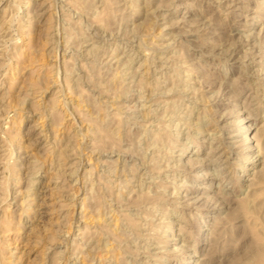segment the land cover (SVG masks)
I'll list each match as a JSON object with an SVG mask.
<instances>
[{
  "label": "rangeland",
  "instance_id": "374dc122",
  "mask_svg": "<svg viewBox=\"0 0 264 264\" xmlns=\"http://www.w3.org/2000/svg\"><path fill=\"white\" fill-rule=\"evenodd\" d=\"M0 165V264H264V0H0Z\"/></svg>",
  "mask_w": 264,
  "mask_h": 264
},
{
  "label": "bare ground",
  "instance_id": "6f19581e",
  "mask_svg": "<svg viewBox=\"0 0 264 264\" xmlns=\"http://www.w3.org/2000/svg\"><path fill=\"white\" fill-rule=\"evenodd\" d=\"M82 3V2H81ZM97 15V14H96ZM183 19V18H182ZM107 36V35H106ZM245 37V36H244ZM93 42V41H92ZM170 43V42H169ZM168 43V44H169ZM94 48H96V47H94ZM165 48H166V46H165ZM88 49V48H87ZM91 50V49H90ZM94 50V49H93ZM87 52V51H86ZM94 53V52H93ZM145 56V55H144ZM144 59V58H143ZM153 59H154V57H153ZM164 60V59H163ZM129 61V60H128ZM166 61H167V58H166ZM170 61V60H169ZM179 63V62H178ZM124 64V63H123ZM125 64H126V62H125ZM150 64V63H149ZM169 64V63H168ZM129 65V64H128ZM124 67V66H123ZM173 68H174V65L172 66ZM171 67V68H172ZM161 68V67H160ZM172 68V69H173ZM100 69V68H99ZM147 69V68H146ZM147 71H148V69H147ZM171 71V70H170ZM101 72V71H100ZM145 72V71H144ZM150 73V72H149ZM85 78V77H84ZM78 79V78H77ZM111 79V78H110ZM183 79V78H182ZM191 79V78H190ZM142 80V79H141ZM156 80V79H155ZM188 80V79H187ZM89 81V80H88ZM144 81V80H143ZM151 81V80H150ZM164 81V80H163ZM168 81V80H167ZM172 81V80H171ZM185 81V80H184ZM132 82V81H131ZM149 82V81H148ZM147 82V83H148ZM186 82V81H185ZM159 83V82H158ZM173 83H175V82H173ZM156 84V83H155ZM90 85V84H89ZM185 85V84H184ZM142 86V85H141ZM150 86V85H149ZM154 86V85H153ZM159 86V85H158ZM157 86V87H158ZM188 86V85H187ZM105 87V86H104ZM121 86H119V88H120ZM129 87V86H128ZM148 87V86H147ZM175 87H176V85H175ZM219 87V86H218ZM115 88V87H114ZM122 88V87H121ZM125 88V87H124ZM172 88V91L174 90L173 88L174 87H171ZM171 88H170V90H171ZM143 89V88H142ZM121 90V89H120ZM130 90V89H129ZM150 90V89H149ZM178 90H180V89H178ZM97 91V90H96ZM162 91V90H161ZM168 91V90H167ZM185 91V90H184ZM196 91V90H195ZM262 91V90H261ZM174 92V91H173ZM189 92V91H188ZM158 93V92H157ZM151 94V93H150ZM83 96V95H82ZM190 97V96H189ZM115 98V97H114ZM173 98V97H172ZM194 98V97H193ZM139 99H140V97H139ZM166 99V98H165ZM197 100V99H196ZM195 100V101H196ZM176 101V100H175ZM171 102L172 101H170V104H171ZM179 102V101H178ZM207 102V101H206ZM157 103V102H156ZM208 103V102H207ZM164 104V103H163ZM165 104H166V102H165ZM179 104V103H178ZM156 105V104H155ZM175 105V104H174ZM168 108V107H167ZM165 109V108H164ZM174 109V108H173ZM172 109V110H173ZM244 109V108H243ZM149 110V109H148ZM151 110V109H150ZM189 110V109H188ZM164 111V110H163ZM175 111V110H174ZM155 112V111H154ZM49 113V112H48ZM193 113V112H192ZM232 113H234V112H232ZM238 113V112H237ZM147 114H149V113H147ZM146 114V115H147ZM164 114V113H163ZM143 115V114H142ZM184 115V114H183ZM204 115V114H203ZM236 115V114H235ZM148 116V115H147ZM154 116V115H153ZM152 116V117H153ZM172 116V115H171ZM170 116V117H171ZM145 117V116H144ZM167 117H169V115L167 116ZM161 118V117H160ZM165 118V117H164ZM172 118V117H171ZM186 119V118H185ZM236 119H237V123H236V128H234V129H236L237 130V133L238 134H241L244 138H243V140L246 142V144H247V146H246V149L248 148L250 151H249V154L251 155V156H253V154L254 153H257V154H259L260 152V150H257L256 152H255V147H254V145H252L251 144V142H254V139H251L250 138V136H249V133L251 132V131H255V132H257L258 130H257V128L256 127H254V128H252V126L254 125V123H251L250 121V119H249V117H242V116H237L236 117ZM189 122V121H188ZM225 122V121H224ZM169 123V122H168ZM176 124V123H175ZM162 126V125H161ZM194 126V125H193ZM172 127V126H171ZM179 127H180V125H179ZM227 127H229V126H227ZM144 128H145V126H144ZM157 128V127H156ZM167 129V128H166ZM155 130V129H154ZM161 131H162V129H161ZM160 131V133H162ZM224 132V131H223ZM153 133V132H152ZM164 134V133H163ZM214 134V133H213ZM226 134V133H225ZM155 135H157V134H155ZM228 135V134H227ZM180 136V135H179ZM231 136V135H230ZM230 136L228 135V137L230 138ZM234 136V135H233ZM232 136V137H233ZM158 137H159V135H158ZM161 137V136H160ZM166 137V136H165ZM227 137V138H228ZM144 139V138H143ZM152 139V138H151ZM156 140H157V138H155ZM145 141V140H144ZM149 141V140H148ZM160 141V140H159ZM161 142V141H160ZM239 143V142H238ZM255 143V142H254ZM161 144V143H160ZM228 144V143H227ZM245 144V143H244ZM245 144V145H246ZM155 146V145H154ZM160 148V147H159ZM231 148V147H230ZM252 148H254V149H252ZM228 149V148H227ZM225 150V149H224ZM239 151V150H238ZM63 153V152H62ZM168 155V154H167ZM222 155V154H221ZM220 154H219V157L221 156ZM260 156V155H259ZM259 156H256V157H259ZM58 157V156H57ZM218 157V158H219ZM18 158V157H17ZM217 158V159H218ZM190 159H192V158H190ZM213 159V161H214V158H212ZM262 159V158H261ZM143 160V159H142ZM220 160H222L221 158H220ZM109 161V160H108ZM211 163H212V161H210ZM209 162V163H210ZM225 162V161H224ZM220 163H221V161H220ZM251 163H253V162H251ZM222 164H226V163H222ZM219 165L220 164H218V167H219ZM255 165V164H254ZM1 166V165H0ZM154 166V165H153ZM152 166V167H153ZM243 167V166H242ZM58 168H59V166H58ZM35 169V168H34ZM163 169V168H162ZM212 170V169H211ZM114 171V170H113ZM213 171V170H212ZM256 171V170H255ZM254 171V172H255ZM58 173V172H57ZM56 173V174H57ZM59 174V173H58ZM72 174V173H71ZM126 174V173H125ZM171 174V173H170ZM201 174V173H200ZM74 175V174H73ZM145 175V174H144ZM256 175V174H255ZM173 176V175H172ZM243 176V175H242ZM128 181V180H127ZM152 183H154V182H152ZM127 184V183H126ZM182 185V184H181ZM151 187V186H150ZM206 189H207V187H205ZM209 188V187H208ZM123 190H125V189H123ZM250 190V189H249ZM174 191V190H173ZM142 192V191H141ZM140 192V193H141ZM144 192V191H143ZM177 193H179V192H177ZM247 193V192H246ZM139 195V194H138ZM144 195V194H143ZM146 195V194H145ZM151 195V194H150ZM174 195V194H173ZM177 195V194H176ZM184 195V194H183ZM179 196V195H178ZM3 197V196H2ZM137 197V196H136ZM163 197V196H162ZM187 197V196H186ZM192 197V196H191ZM200 197H201V195H200ZM116 198V197H115ZM181 199H183L185 202H186V200H188V199H186L185 197H182ZM190 199V198H189ZM145 200V199H144ZM191 201V200H190ZM189 201V202H190ZM184 202V203H185ZM187 203V202H186ZM191 203V202H190ZM240 204H242V202L240 203ZM154 205V204H153ZM187 205H188V203H187ZM246 205V203L244 204L243 203V206H245ZM241 206V205H240ZM242 206V207H243ZM218 207V206H217ZM246 207V206H245ZM103 210V209H102ZM151 212V211H150ZM113 213V212H112ZM122 213V212H121ZM108 215V214H107ZM108 217H109V215H108ZM207 218H209V217H207ZM213 219V218H212ZM112 224V223H111ZM133 224V223H132ZM136 224V223H135ZM144 224V223H143ZM117 225V224H116ZM113 226V225H112ZM135 226H137V224L135 225ZM144 226H145V224H144ZM141 227V226H140ZM137 228V227H136ZM115 229V228H114ZM163 229V228H162ZM180 229V228H179ZM148 231V230H147ZM159 231V230H158ZM113 232V231H112ZM152 232V231H151ZM88 234V233H87ZM210 235V234H209ZM127 238H128V236H127ZM130 238V237H129ZM149 238V237H148ZM147 238V239H148ZM128 240V239H127ZM129 243V242H128ZM126 245H128V244H126ZM93 246V245H92ZM179 247V246H178ZM136 248V247H135ZM1 249V248H0ZM145 249V248H144ZM175 250H177V249H175ZM148 251V250H147ZM160 253V252H159ZM156 254V253H155ZM111 255V254H110ZM149 255V254H148ZM153 258V257H152ZM140 259V258H139ZM150 259V258H149ZM110 260V259H109ZM120 260V259H119ZM148 260V259H147ZM143 261V260H142ZM186 263L188 262V261H185ZM146 263V262H145ZM142 264V263H141ZM152 264V263H151ZM164 264V263H163Z\"/></svg>",
  "mask_w": 264,
  "mask_h": 264
}]
</instances>
